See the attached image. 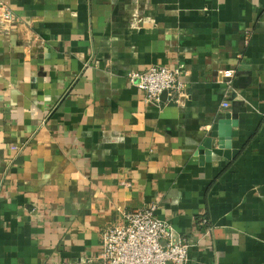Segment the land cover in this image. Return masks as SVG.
Listing matches in <instances>:
<instances>
[{
	"label": "crops",
	"instance_id": "0c3cea01",
	"mask_svg": "<svg viewBox=\"0 0 264 264\" xmlns=\"http://www.w3.org/2000/svg\"><path fill=\"white\" fill-rule=\"evenodd\" d=\"M0 1V264H98L152 203L187 264H264V0ZM153 65L176 101L128 81Z\"/></svg>",
	"mask_w": 264,
	"mask_h": 264
},
{
	"label": "built area",
	"instance_id": "2783aa9c",
	"mask_svg": "<svg viewBox=\"0 0 264 264\" xmlns=\"http://www.w3.org/2000/svg\"><path fill=\"white\" fill-rule=\"evenodd\" d=\"M17 22L8 5L0 1V23L10 27ZM180 74L178 68L153 65L145 70L130 71L127 78L144 91L146 101L161 104L163 91L167 92L166 100L176 101L183 88ZM234 74L229 69L220 71L228 88ZM226 97L221 102L223 109L230 106ZM123 217L122 224L108 226L101 232L98 264H187L190 241L176 236L174 227L157 215L156 203L127 211Z\"/></svg>",
	"mask_w": 264,
	"mask_h": 264
},
{
	"label": "water",
	"instance_id": "95a60500",
	"mask_svg": "<svg viewBox=\"0 0 264 264\" xmlns=\"http://www.w3.org/2000/svg\"><path fill=\"white\" fill-rule=\"evenodd\" d=\"M160 99L162 100V101H165L166 99H167V92L166 91H163L162 93H161V95H160ZM226 117H229V115L227 114V116ZM218 128V125H213L212 126V128H211V133H210V135H208V137L205 139V141H204V146L205 147H207L208 149L210 148V149H212V139H213V137H217V134H216V129ZM220 144H225V146L224 147H226L227 149H229V143L228 142H226L225 143V141H222V140H220V142H219ZM223 147V148H224ZM221 148L222 147H220V149H212L215 153H218V154H221V155H223L224 157H226V158H230V155H229V151L227 150H221ZM236 152L237 151H233V155H235L236 154Z\"/></svg>",
	"mask_w": 264,
	"mask_h": 264
}]
</instances>
